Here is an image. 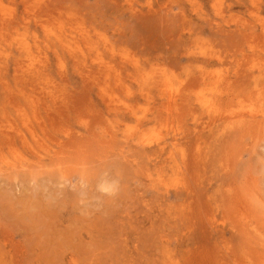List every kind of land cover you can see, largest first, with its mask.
<instances>
[{
	"label": "rangeland",
	"instance_id": "obj_1",
	"mask_svg": "<svg viewBox=\"0 0 264 264\" xmlns=\"http://www.w3.org/2000/svg\"><path fill=\"white\" fill-rule=\"evenodd\" d=\"M0 264H264V0H0Z\"/></svg>",
	"mask_w": 264,
	"mask_h": 264
},
{
	"label": "clouds",
	"instance_id": "obj_2",
	"mask_svg": "<svg viewBox=\"0 0 264 264\" xmlns=\"http://www.w3.org/2000/svg\"><path fill=\"white\" fill-rule=\"evenodd\" d=\"M14 183L49 206L62 203L70 194L80 215L85 217L104 212L108 203L124 190L122 176L116 170H106L95 180L86 171L75 175L37 171L23 181L15 178Z\"/></svg>",
	"mask_w": 264,
	"mask_h": 264
},
{
	"label": "bare ground",
	"instance_id": "obj_3",
	"mask_svg": "<svg viewBox=\"0 0 264 264\" xmlns=\"http://www.w3.org/2000/svg\"><path fill=\"white\" fill-rule=\"evenodd\" d=\"M68 243V242H67Z\"/></svg>",
	"mask_w": 264,
	"mask_h": 264
}]
</instances>
